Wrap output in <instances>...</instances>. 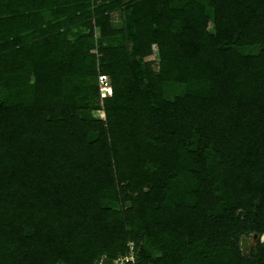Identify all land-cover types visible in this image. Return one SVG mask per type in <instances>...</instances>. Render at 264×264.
Listing matches in <instances>:
<instances>
[{
  "label": "trees",
  "instance_id": "obj_1",
  "mask_svg": "<svg viewBox=\"0 0 264 264\" xmlns=\"http://www.w3.org/2000/svg\"><path fill=\"white\" fill-rule=\"evenodd\" d=\"M262 235L264 0H0V264H264Z\"/></svg>",
  "mask_w": 264,
  "mask_h": 264
},
{
  "label": "rangeland",
  "instance_id": "obj_2",
  "mask_svg": "<svg viewBox=\"0 0 264 264\" xmlns=\"http://www.w3.org/2000/svg\"><path fill=\"white\" fill-rule=\"evenodd\" d=\"M113 24H116L119 20V17L117 14H114L112 16ZM66 51L63 52V54ZM66 58V57H65ZM143 61L146 62L149 66V68L153 71H162L163 69V61L159 52V49L156 46H153L148 52H146L143 55ZM80 82L82 83H89V84H95L94 78H86V79H80ZM110 104L111 105H130L132 104L131 99H114L110 97ZM86 117H93V118H102L103 113L102 111H92V112H86ZM120 133L122 136L126 135V127L123 123H120ZM124 193H127V190H123ZM260 241L264 244V235L261 236ZM65 244H64V238L58 237L55 245L52 249V255L55 258L56 264H64L65 263ZM79 249L84 255V259L82 260L81 264H89L91 261L94 260L96 257V253L100 251V247L93 246L89 240H83L79 243Z\"/></svg>",
  "mask_w": 264,
  "mask_h": 264
},
{
  "label": "built area",
  "instance_id": "obj_3",
  "mask_svg": "<svg viewBox=\"0 0 264 264\" xmlns=\"http://www.w3.org/2000/svg\"><path fill=\"white\" fill-rule=\"evenodd\" d=\"M97 86L99 87L101 97H108L111 95V86L109 82V78L106 75H98L97 76ZM130 253L121 259L114 260L113 264H127L128 262L133 260V256L131 253L132 243H129Z\"/></svg>",
  "mask_w": 264,
  "mask_h": 264
}]
</instances>
